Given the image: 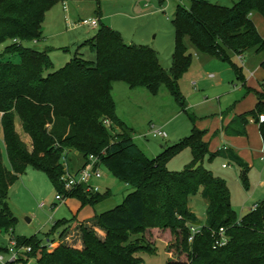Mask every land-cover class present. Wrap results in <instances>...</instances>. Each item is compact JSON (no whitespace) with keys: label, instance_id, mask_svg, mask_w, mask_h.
<instances>
[{"label":"trees","instance_id":"trees-1","mask_svg":"<svg viewBox=\"0 0 264 264\" xmlns=\"http://www.w3.org/2000/svg\"><path fill=\"white\" fill-rule=\"evenodd\" d=\"M56 2L0 0V44L9 42L5 55L0 53V124L11 168L5 167L0 150V230L14 228L17 218L7 200L8 188L28 166L44 171L59 193L76 197L82 206L94 207L109 197L108 190L86 191L83 186L65 191L59 180L63 153L77 151L83 161L90 154L98 156L99 166H105L129 190L120 204L96 212L91 224L78 226L81 247L61 241L48 250L36 236H15L17 247L31 250L4 264H142V254L153 252L159 238L165 241L166 264H264V200L237 218L226 181L203 165L205 156L212 159L220 153L209 150L204 131L194 127L190 135L150 158L117 116L111 94L116 80L153 93L165 84L185 110L178 82L191 65L186 40L199 52L222 60H230L228 52L237 56L249 49L264 52V37L251 18L254 12L264 17V0H238L230 7L192 0L189 9L178 4L172 20L175 46L168 70L160 65L152 48L126 43L119 31L105 24L78 45L64 66L52 70L47 50L23 42L42 38L45 14ZM85 45L94 51V60L79 52ZM14 53L20 55L19 62L5 59ZM230 63L243 81L241 68ZM260 66L264 68V58ZM255 93L254 108L237 116L223 129L225 133L245 135L249 116L259 122V115L264 114V90ZM17 119L31 139V149L15 129ZM259 132L264 144V121L259 122ZM185 147L191 149V162L180 172L170 171L168 161ZM228 157L246 170L237 156L229 153ZM196 194L207 201L206 217L202 232L188 242V225L199 224L189 208V199ZM72 221H56L49 234L62 228L60 237L65 236ZM221 227L229 241L214 248V232ZM0 251L8 253V248L0 247Z\"/></svg>","mask_w":264,"mask_h":264},{"label":"rangeland","instance_id":"rangeland-1","mask_svg":"<svg viewBox=\"0 0 264 264\" xmlns=\"http://www.w3.org/2000/svg\"><path fill=\"white\" fill-rule=\"evenodd\" d=\"M207 1L230 7L238 0ZM191 3L192 0H111L100 2L99 5L104 14L103 24L112 22L120 26V32L126 43L152 48L157 53L160 65L168 70L172 64V53L175 46V28L172 20L176 7L180 4L189 9ZM91 14L96 16L93 12ZM252 15L260 36L264 37V17L258 12ZM63 20L62 17L59 28H56L57 25L44 24L46 34L44 41L37 44L34 41L23 42V45L28 47L39 45L53 47L49 55L53 64L52 70L64 66L73 56L77 45L81 44L79 42H82L84 37L88 38L96 34L99 29V27L84 26L72 28L68 27ZM8 43L0 44V53L5 55L4 49ZM186 43L191 53V65L178 82L187 102L185 110L178 106L165 84H161L153 93L142 86L131 88L124 80H116L112 83L111 94L117 116L129 127V134L136 145L150 158L157 156L164 147L190 135L194 127L200 130L206 128L213 113L219 111L220 108H225L227 99L234 94V85H237V90L242 87V81L236 77L230 62L241 68L245 78H249L251 73L255 78L260 61L264 57V52L257 53L255 49H249L243 54L242 60L232 52H228L230 60H222L216 56L199 52L188 39ZM79 52L84 58L94 60V51L89 46H82ZM5 59L19 62L20 55L18 53L8 54ZM16 123L20 125L18 126V131L21 133L20 138L31 149V141L21 129L18 119ZM156 130L164 131L167 136L162 138L154 135ZM225 144L227 146L226 142ZM0 150L4 165L10 170L3 138H0ZM209 150L211 151L210 148ZM191 160V149L185 147L168 161L167 168L173 172H180ZM68 161L71 170L77 169L82 164V155L77 151H70ZM248 163L249 168L243 170L221 153L212 159L207 155L203 160L206 169L214 176L226 181L231 196V205L238 219L244 216L254 203L264 200V156L253 153ZM223 164L227 167L224 168ZM100 171L102 177L92 180V183L98 185L99 192L108 190L110 195L92 207L82 206L76 197H67L64 201L57 200L56 195L59 191L47 174L28 166L9 185L7 200L17 221L13 230H0V247L8 248L10 239L15 236H36L42 244L52 237L51 241L56 242L55 246L61 241L77 245L76 228L68 225L64 234L68 237L55 236L54 233L49 234L54 223L62 219L78 221L92 219L94 212H102L120 204L129 190V187L117 180L105 166H100ZM189 207L198 221H205L206 200L200 194L189 199ZM98 233L100 236L104 234L102 231ZM156 233L155 236L158 237ZM0 253L4 256L0 264L10 260L9 253L5 251H0ZM142 256V264H166L168 254L165 250V241L162 238L157 239L153 252L143 253Z\"/></svg>","mask_w":264,"mask_h":264},{"label":"crops","instance_id":"crops-1","mask_svg":"<svg viewBox=\"0 0 264 264\" xmlns=\"http://www.w3.org/2000/svg\"><path fill=\"white\" fill-rule=\"evenodd\" d=\"M111 0H57V2L52 6L45 14V20L43 23V34L42 38L34 42L37 44L40 41H44L46 39V34L44 33V24L47 23L48 25H57L56 28H59V26L62 23V17L64 18L63 22L67 24L68 27L77 28V27H90L79 24L78 21L83 18H96L99 24H103L102 17L103 13L100 9V2H106ZM115 1V0H112ZM57 6V7H55ZM96 14V16H93V14ZM63 13V15H62ZM90 15V16H89ZM251 18L254 19V16L251 15ZM106 26H109L117 31H121L120 26H116L115 23H104ZM99 27V26H97ZM258 31V30H257ZM121 34V32H120ZM95 35V34H94ZM94 35L90 37H84L81 41L84 42L87 39L92 38ZM122 36V34H121ZM123 38V36H122ZM79 42V43H82ZM134 44V43H129ZM79 45V44H78ZM77 45V46H78ZM39 50H47L49 55L51 51L53 50V47L48 45H39L35 47ZM77 49V48H76ZM243 56V55H242ZM242 56L239 58L242 60ZM264 58V57H263ZM262 58V59H263ZM261 59V61H262ZM260 61V63H261ZM262 67H258L255 78H253L254 74L250 75V77L245 78L242 81V87H240L237 90V85H234V94L233 96L229 97L226 101L225 108H220L219 111H216L213 113V115L210 117L208 121V126L206 128H203L202 131H204L203 140L208 143V147L211 149V151L220 152L221 154L228 157L229 153L234 154L237 156L240 160L243 161V163L246 164V170L249 168L250 158L253 156V153H257V155L264 156V144L261 137V134L259 132V122H255L251 116L247 118L248 124L246 126V134L245 135H236V134H227L224 132V128L231 125L233 120L237 118L241 113L250 111L254 108L256 102H257V95L255 92H262L263 84H264V70ZM245 89V90H244ZM187 107V102H186ZM2 113H0L1 117ZM208 120V119H207ZM261 123V122H260ZM18 126L15 120V129L17 133L21 136V133L18 131ZM232 127H237V124H233ZM22 129V128H21ZM253 132V133H252ZM26 134V133H24ZM258 134V135H257ZM27 135V134H26ZM28 136V135H27ZM259 136V137H258ZM30 139V137L28 136ZM31 141V139H30ZM227 143V146L225 144ZM235 148V150H232ZM229 158V157H228ZM230 159V158H229ZM231 160V159H230ZM83 163V161H82ZM237 164V163H236ZM82 165V164H81ZM225 166L224 168H226ZM242 168V167H241ZM243 170H245L243 168ZM110 195V194H109ZM257 203H254L255 205ZM252 205V206H253ZM252 206L250 210L252 209ZM206 207H207V201H206ZM190 208V207H189ZM191 210V208H190ZM249 210V211H250ZM192 211V210H191ZM248 211V212H249ZM95 214V212H94ZM198 219V218H197ZM90 221V222H89ZM205 222V221H204ZM204 222H200L199 224H204ZM92 219L86 220V221H78L74 219L71 223L68 225L72 228H77L80 224H91ZM62 228H59L54 234L55 236L60 235ZM97 231H101L100 229L96 228ZM102 233H104L102 231ZM68 237V235H65ZM101 236H104L101 235ZM65 237V238H66ZM78 237V232H77ZM52 237L48 238L47 240L51 241ZM46 240V241H47ZM45 243V242H43ZM77 246L81 247L82 243L80 238L77 240Z\"/></svg>","mask_w":264,"mask_h":264},{"label":"built area","instance_id":"built-area-1","mask_svg":"<svg viewBox=\"0 0 264 264\" xmlns=\"http://www.w3.org/2000/svg\"><path fill=\"white\" fill-rule=\"evenodd\" d=\"M79 24L97 27L98 21L96 18H83L78 21ZM240 57V56H239ZM259 121H264V114L259 115ZM154 135L165 138L167 134L162 130H156ZM0 138H2V129L0 124ZM99 159L98 156L88 155L87 158L83 161L82 165L74 170H71L69 167L68 155L63 153L61 157V164L63 166V173L61 174L59 180L65 191H72L73 189L78 188L79 186H83L86 191H99V187L97 184H93L92 180H98L102 177L100 166L98 164ZM226 165L223 164V167ZM56 199L60 201H64L66 196L64 194L58 193L56 195ZM257 204L252 206V210L256 209ZM190 234L188 237V242H192L194 237L197 234H200L203 229V224H189L188 225ZM264 232V227H263ZM229 241V236L226 233V230L221 227L217 231L214 232V243L213 247H222L226 245ZM54 241L47 240L43 243L48 250H51L55 247ZM31 250L30 247L21 246L17 247L16 241L14 238L10 239V246L8 247V253L10 255V260H16L21 252H29ZM4 259V256L0 253V261Z\"/></svg>","mask_w":264,"mask_h":264}]
</instances>
